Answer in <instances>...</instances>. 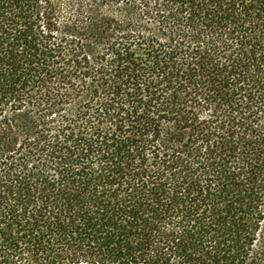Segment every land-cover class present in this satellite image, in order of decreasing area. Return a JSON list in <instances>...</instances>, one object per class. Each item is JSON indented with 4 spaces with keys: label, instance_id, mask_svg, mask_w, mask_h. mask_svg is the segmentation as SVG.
Masks as SVG:
<instances>
[{
    "label": "trees",
    "instance_id": "16d2710c",
    "mask_svg": "<svg viewBox=\"0 0 264 264\" xmlns=\"http://www.w3.org/2000/svg\"><path fill=\"white\" fill-rule=\"evenodd\" d=\"M0 264H264V0H0Z\"/></svg>",
    "mask_w": 264,
    "mask_h": 264
}]
</instances>
